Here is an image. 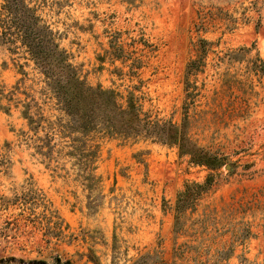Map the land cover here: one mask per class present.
Returning a JSON list of instances; mask_svg holds the SVG:
<instances>
[{"label":"rangeland","instance_id":"374dc122","mask_svg":"<svg viewBox=\"0 0 264 264\" xmlns=\"http://www.w3.org/2000/svg\"><path fill=\"white\" fill-rule=\"evenodd\" d=\"M29 1L88 85L132 91L162 130L91 134L90 171L0 29V264H264V0ZM172 125L218 166L170 143Z\"/></svg>","mask_w":264,"mask_h":264},{"label":"trees","instance_id":"16d2710c","mask_svg":"<svg viewBox=\"0 0 264 264\" xmlns=\"http://www.w3.org/2000/svg\"><path fill=\"white\" fill-rule=\"evenodd\" d=\"M3 1V12L0 18L3 25L0 26L1 34L9 43L19 42L49 80L62 111L70 119L67 126L70 135L80 136L71 141L80 144L76 151L84 167L92 171L91 165L97 159V148L89 146L87 139L93 133L130 138L143 136V134H158V131L162 130L159 124L150 123L142 117L141 106L132 91L124 98L116 90L105 89L100 85L97 87L88 85L79 71L70 63L66 52L60 48L58 33L38 15L37 8L30 6L29 0ZM195 64V62L190 64L191 71ZM25 115L28 116V113ZM28 119L31 121V118ZM171 128L173 131L168 136L170 143L180 145L183 152L190 155L196 164L218 166V160H211L203 151L189 148L191 141L179 128L173 125ZM85 179L89 183L87 188L90 190L98 182V178L91 173L87 174ZM185 188V191L179 194L177 211L183 208V203L196 195L204 186L194 184L187 185ZM154 257L158 264H166L160 256ZM151 258V254L143 256L142 264H147L146 261ZM66 264L71 263L68 261Z\"/></svg>","mask_w":264,"mask_h":264}]
</instances>
